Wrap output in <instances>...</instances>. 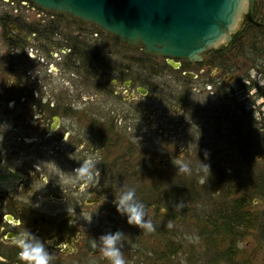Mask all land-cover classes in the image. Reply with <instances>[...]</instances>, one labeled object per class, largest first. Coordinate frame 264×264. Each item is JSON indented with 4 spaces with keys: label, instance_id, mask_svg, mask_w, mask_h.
I'll return each mask as SVG.
<instances>
[{
    "label": "rangeland",
    "instance_id": "1",
    "mask_svg": "<svg viewBox=\"0 0 264 264\" xmlns=\"http://www.w3.org/2000/svg\"><path fill=\"white\" fill-rule=\"evenodd\" d=\"M7 9L10 10L8 3L0 0V14ZM30 9L27 10L28 14L39 16V12ZM42 10L47 14L48 11ZM58 15V19L54 16L50 22L57 24L59 30L56 37L59 50L54 49L58 53L48 59L53 64L54 71L44 73L45 82L52 84L49 88H54V94L66 92L67 87L62 83H75L77 85L72 87L78 92L81 88L80 92L85 94L89 88L93 92L97 90L92 77L94 75L91 76L94 69L78 57V54L86 55L89 49L100 51L113 64H128V57H133L139 59L143 67H152L154 71L162 70L160 75L154 77L156 89L151 92L152 96H136L137 103L144 101L153 110L162 111L156 110L152 130L146 133L147 136L144 134L145 139H132L128 144L125 139L119 138L116 146L110 145L106 149L107 157L120 161L126 168H122L120 173L122 184L113 186L111 183L104 186L102 183V190L105 188L106 194L97 185L86 187L91 189L90 192H98L101 199L98 204L83 206L87 213L79 220L82 226L95 228L87 231H91L92 235L96 234L99 239L92 240L91 251L85 257L81 259L77 256L76 261L73 259L71 262L111 264L104 255L108 249L105 240L114 237L111 247L120 253L126 264H232V261L234 264H264V240L257 237L258 227L240 230L239 235L232 237L230 244L233 251L230 252L227 248L229 239L220 235L204 219L205 216L209 218L215 215L217 208L225 206L223 212L228 211V197L223 196L227 191L232 192L236 186L244 189L254 181L261 182L264 186V0H254V21H243L232 38L245 23L254 24L257 28L260 26L262 30L249 26L244 29V40L238 41L239 47L236 49H226L220 53L210 49L205 52L202 55L204 64L188 67L191 69L189 71L196 74L194 78L166 66L164 61L152 55L148 56L142 47L121 44L95 25L77 19L68 20L63 15ZM32 16L30 17L34 18ZM24 19L26 18L17 17L15 21ZM9 33L3 34L0 28V68L6 66V69L0 70V99L4 96L2 91L6 71L15 73L14 68L10 71L8 67H13L14 64L20 66L24 62L20 60L23 59L22 56L9 53L11 46L6 44L5 37L2 36ZM39 53L46 56L49 51L45 46ZM72 58L74 61L70 64ZM161 66L166 68H157ZM131 70L134 71L132 68ZM14 76L12 74L11 82H20V73L19 79H14ZM6 82L10 80L5 78ZM107 87L111 90V86ZM113 89L111 93L117 94V97H100V100L107 102L108 109L110 105L120 108L114 106L112 101H117L120 95L128 99L132 91L118 84ZM151 98L155 102L151 103ZM83 105L80 104L78 108ZM176 105L189 106L191 110L194 109L191 114L196 112L204 118L203 123H211L209 127L201 129L203 135L194 133L193 129L183 132V126L179 128V133L174 132L171 136L164 131L167 124L165 122L177 121L182 113L180 109L174 112L173 106ZM229 106L242 108L250 120V128L246 127L239 136L235 133L227 135V131L218 132L213 126L216 120L212 119L215 115L212 111L219 112ZM16 107L12 106L11 109ZM124 107L126 108L125 105ZM221 114L225 116L228 111L224 109ZM245 117L242 116L243 119ZM227 124L224 123V130L228 128ZM98 143L99 141L95 142V146H99ZM43 154V160L32 159L33 162L50 167L53 155L50 152ZM130 161L136 164L134 169L131 168ZM47 173L50 176V171ZM256 176L258 180L255 179ZM136 180L140 181L138 185L124 184V181L132 183ZM239 189L236 194L240 193ZM132 190L136 195L132 199L122 200ZM166 190L170 192L167 193ZM254 197L249 208L253 215L258 214L257 220L260 221L264 215V200L259 195ZM132 208L142 214L141 224L151 223L153 231L130 222ZM254 221L255 219L251 221L252 224ZM254 225H258V222ZM206 232L212 233L210 237L203 235ZM95 250H100L99 254L91 256ZM224 252L231 253V258ZM44 254L50 256L46 250Z\"/></svg>",
    "mask_w": 264,
    "mask_h": 264
},
{
    "label": "flooded vegetation",
    "instance_id": "2",
    "mask_svg": "<svg viewBox=\"0 0 264 264\" xmlns=\"http://www.w3.org/2000/svg\"><path fill=\"white\" fill-rule=\"evenodd\" d=\"M2 1L8 3L10 8L0 14L1 32H10L2 36L11 46L9 53L22 56L20 60L24 62L20 66L14 64L8 67V70L14 68L15 73L6 71L4 77L10 82L5 83L3 79L4 96L0 99V264H29L21 260L18 253L30 252L35 248L50 254L47 264H74L71 260L76 261L77 256L81 259L85 257L91 251L92 240L99 239L96 234L87 231L95 228H86L79 220L87 213L83 206L98 204L101 199L98 192H90L91 189L86 187L97 185L106 194L107 190H102V183L104 186L122 184L120 173L122 168H126L120 161L107 157L106 149L110 145L116 146L119 138L125 139L128 144L132 139H145L144 134L147 136L146 133L152 130V119L157 111H162L153 110L144 101L137 103L136 96H152L151 92L156 89L154 77L160 75L162 70L143 67L139 59L133 57H128V64H113L100 51L94 53L88 48L85 64L94 69L91 76L94 75L97 90L93 92L89 88L85 94L80 92L79 86V92L72 87L77 85L75 83H62L67 87L66 92L54 94V88H49L52 84L45 82L44 73L54 71L48 59L56 55L55 48L59 50L56 38L59 30L57 24L50 22L54 16L58 19L60 15L49 11L45 14L26 0ZM28 9L39 12L40 18L34 13L28 14ZM17 17L26 19L15 21ZM45 46L49 51L46 56L39 53ZM152 56L171 66L167 58ZM95 60L97 62L93 64ZM73 61L72 58L70 64ZM28 62L32 65L29 66ZM174 62L178 64L176 68L171 66L174 70L194 78L196 74L188 67H199V64H204V58L200 62L185 59H174ZM1 69H6V66ZM19 73L20 82L12 83V74L15 75L14 79H19ZM116 84L132 91L128 99L120 95L117 101H112L114 106L120 108L110 105L108 109L107 102L100 100V97H117V94L111 93ZM107 86H111V90ZM150 101L155 102V99L151 98ZM80 104L84 105L78 108ZM12 106L17 107L11 109ZM173 108L174 112L180 109L182 113L177 121L165 122L164 131L170 136L174 132L179 133L182 126L183 132L193 129L194 133L203 135L201 129L211 124L203 123L204 118L200 114H191L194 109L191 110L189 106L176 105ZM224 109L228 111L225 116L221 114ZM224 109L212 111L215 114L212 119L216 120L213 123L215 130L239 136L246 127L250 128V120L242 108L229 106ZM242 116H246L245 119ZM225 122L228 123L227 130H224ZM98 141L99 146H95L97 143H94ZM43 152L53 155L50 167L32 160H43ZM34 155L36 157L33 158ZM131 165L134 169L136 164L131 162ZM139 183L137 180L132 183L124 181V184L133 186ZM147 184L151 185L150 182ZM242 197L239 193L227 198L228 210H236V214L231 215L232 230L251 228L249 206L252 201L250 197L243 200ZM236 200H239V204L235 208L233 204ZM229 246L228 250L233 251L231 244ZM99 251L95 250L91 256L98 255ZM228 255L231 258V253Z\"/></svg>",
    "mask_w": 264,
    "mask_h": 264
},
{
    "label": "water",
    "instance_id": "3",
    "mask_svg": "<svg viewBox=\"0 0 264 264\" xmlns=\"http://www.w3.org/2000/svg\"><path fill=\"white\" fill-rule=\"evenodd\" d=\"M46 11L102 29L121 44L174 59L202 61L227 45L243 21L253 22L254 0H26Z\"/></svg>",
    "mask_w": 264,
    "mask_h": 264
},
{
    "label": "trees",
    "instance_id": "4",
    "mask_svg": "<svg viewBox=\"0 0 264 264\" xmlns=\"http://www.w3.org/2000/svg\"><path fill=\"white\" fill-rule=\"evenodd\" d=\"M249 26H252V28H254L256 30H259V29L262 30L260 28V26H258L259 28H257L256 26H254V24L251 25V23H245L244 26L240 29V31L235 36H233L232 42H230V44H228L225 47L220 48L219 50L211 49L210 51L220 53L221 51H224L226 49L227 50L236 49L237 46L239 47L238 41L241 42L242 40H244L243 39L245 37V35H244L245 34V30L244 29H248ZM235 44H236V47L234 46ZM78 57H80V59H82V61L84 63L87 60V56L86 55L78 54ZM96 62H97V60L93 61L92 63L94 64ZM255 179L258 180V176H256ZM228 187L229 186H227V188ZM237 187L238 186H236L232 190V192H228L227 191L226 194L224 193L225 194L224 197H228L231 194H234L235 195L236 192H237V190L239 189V187L238 188ZM246 187L247 188H244V189L241 188V189H239L240 194L243 196L242 197V200L244 199V197H250L251 196L250 199L253 202V200L255 199L254 196H257L258 197V195H259V197L263 198V200H264V186H263V184L261 182L259 183L258 181H254V182H252L251 185L248 184V186H246ZM140 203L143 204V205H145L142 201ZM237 204H239V200L234 201L233 206H235V208H236ZM235 214H236V210L235 211H233V210L231 211L230 208H229V210L227 212H223V208H219L218 209V212H215V215H212V217H209V218H208V216L207 217L206 216L204 217L205 220H208L211 223V225L213 226V229L214 230H218L220 232V235L225 236L226 238L229 239V243H228V247L227 248L230 247L229 245L231 243L232 237L237 236L239 234V232H240V230H232L231 229L232 225H231V219L229 217H231V215H235ZM251 214H252V212H251ZM237 216H238V213H237L236 217ZM257 216H258V214L253 215L251 217V221L255 219L254 223L255 222H258V225H254V223L252 224V222L250 221L251 222V227L252 228L253 227H258V228H256L257 229L256 231H258L257 237L260 238V239H262V240H264V230H263V228H264V215H263L262 218H260V221L257 220ZM242 231H244V230H242ZM210 234H212V233L206 232L203 235L204 236H207V237H210ZM227 253L228 252H225L224 254L228 255Z\"/></svg>",
    "mask_w": 264,
    "mask_h": 264
},
{
    "label": "clouds",
    "instance_id": "5",
    "mask_svg": "<svg viewBox=\"0 0 264 264\" xmlns=\"http://www.w3.org/2000/svg\"><path fill=\"white\" fill-rule=\"evenodd\" d=\"M29 56L31 57V52L29 50ZM136 195L135 191H129L124 195L122 200L132 199ZM133 215L130 217V222H134L138 225L146 227L149 231H153L151 223L146 225L141 224V213H137L135 208L131 209ZM114 237H109L105 240L108 249L105 251L104 255L110 260L111 264H126L123 257L118 251L113 249L111 246L113 244ZM19 258L24 261H28L29 264H47L48 257L42 252L40 248L32 249L30 252L21 251L18 253Z\"/></svg>",
    "mask_w": 264,
    "mask_h": 264
}]
</instances>
